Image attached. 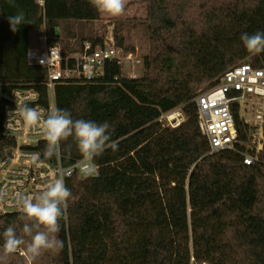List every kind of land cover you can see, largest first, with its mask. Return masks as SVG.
<instances>
[{
	"label": "trees",
	"instance_id": "1",
	"mask_svg": "<svg viewBox=\"0 0 264 264\" xmlns=\"http://www.w3.org/2000/svg\"><path fill=\"white\" fill-rule=\"evenodd\" d=\"M141 2L151 45L146 74L121 82L114 63L102 80L55 89L57 108L73 120L107 121L116 145L96 157L100 177L69 180L55 264H264V151L245 164L250 126L234 104L238 149L211 154L195 103L232 68L264 67V52L248 53L240 39L264 32V0ZM21 11L28 22L12 32L8 16ZM101 19L89 0H47L45 14L37 0H0V88L34 89L47 107V73L27 59L33 35L45 26L48 42L65 51L80 52L85 42L98 48L107 32L95 27ZM114 24L116 45L135 50L126 32L136 19ZM180 106L187 117L181 127L158 123ZM4 119L3 106L0 132ZM5 145L0 135V154ZM61 157L66 167L81 159L70 138ZM19 215L0 216V247L7 227L24 234Z\"/></svg>",
	"mask_w": 264,
	"mask_h": 264
},
{
	"label": "built area",
	"instance_id": "2",
	"mask_svg": "<svg viewBox=\"0 0 264 264\" xmlns=\"http://www.w3.org/2000/svg\"><path fill=\"white\" fill-rule=\"evenodd\" d=\"M47 0H37L45 14ZM41 47L32 48L27 56L28 62L44 69L47 73L46 85L49 89V105L40 104L41 96L34 89H17L10 93L0 88V109L5 107L3 132L6 145L0 154V216L20 214L16 205L18 195L38 196L43 187L55 178L60 170H66L65 184L75 176L84 178L100 177V167L95 163V172L85 175L83 167L77 162L66 167L62 157L46 159L42 145L45 143L39 129L43 127L47 113L56 107L55 89L59 85H78L96 82L105 78L106 68L111 64L123 67L126 61L132 62L133 69L141 64L132 53H127L112 40L103 46L93 48L85 42L80 52L65 51L60 43H49L46 27L39 29ZM137 73L117 77L121 82L138 79ZM27 102L41 112L37 131L25 129L18 116H12L21 101ZM195 103L199 109V127L208 140L211 154L237 151L238 129L235 123L233 105H238L240 119L250 126L249 147L245 154V164L254 165L260 161L264 151V67L256 68L244 63L232 68L213 89L201 94ZM184 106L163 114L158 123L163 127L177 129L186 122ZM255 133L256 140L252 141ZM252 145L254 148L252 149ZM31 154H39L40 161L33 162ZM68 218V208H67Z\"/></svg>",
	"mask_w": 264,
	"mask_h": 264
},
{
	"label": "clouds",
	"instance_id": "3",
	"mask_svg": "<svg viewBox=\"0 0 264 264\" xmlns=\"http://www.w3.org/2000/svg\"><path fill=\"white\" fill-rule=\"evenodd\" d=\"M89 3L102 17L117 18L124 12L126 0H89ZM27 22L22 11L8 16L12 32L18 31ZM240 39L248 53L264 52V32L251 35L243 33ZM11 115L18 116L25 129L37 131L41 112L27 102L22 100ZM38 131L45 140L43 155L46 159L59 158L62 142L70 138L81 156L77 166L83 167L85 175L95 172L94 161L104 152L106 146H116L114 142L110 143V124L107 121L96 123L84 119L73 120L69 111L60 108H53L47 113L43 127ZM31 160L39 162V154H31ZM67 174L66 170L58 171L55 178L35 198L17 196L21 229L29 239L19 236L16 227H7L2 233L3 251L0 253V264H7L8 257L18 249L24 250L26 264H35L45 252L58 251L63 246L57 233L60 231L61 220H67L68 200L72 196L65 184ZM3 196L4 193L0 191V198Z\"/></svg>",
	"mask_w": 264,
	"mask_h": 264
},
{
	"label": "rangeland",
	"instance_id": "4",
	"mask_svg": "<svg viewBox=\"0 0 264 264\" xmlns=\"http://www.w3.org/2000/svg\"><path fill=\"white\" fill-rule=\"evenodd\" d=\"M141 0H126L125 10L124 12L117 18H106L102 17V19L95 23V27L101 29L100 33H104L102 29L105 28L107 32H105L104 42L111 43L113 40L116 42L115 38V24L114 22L117 19L121 20L125 24L131 22V20L136 19V25H133V29L127 35V44L133 47L135 50L126 49L125 52L132 53L135 59L140 60L141 64L137 65L135 70L133 69L132 62L126 61L123 67L122 74L124 72L125 75H130L133 72L137 73L139 78H142L146 72L147 67L145 64V57L150 53V39H149V29L147 25H145V9L142 6ZM130 20V21H129ZM133 24V23H132ZM130 28V27H128ZM40 35H33V47L37 48L41 46L39 42ZM38 44V45H37ZM117 44V42H116ZM58 236V233H57ZM24 239H29L25 234L22 235ZM2 247H0V253H2ZM58 251H48L41 255L36 261L35 264H55L56 258L58 256ZM7 264H26V259L24 255V250L19 249L16 253L10 255L8 257Z\"/></svg>",
	"mask_w": 264,
	"mask_h": 264
},
{
	"label": "bare ground",
	"instance_id": "5",
	"mask_svg": "<svg viewBox=\"0 0 264 264\" xmlns=\"http://www.w3.org/2000/svg\"><path fill=\"white\" fill-rule=\"evenodd\" d=\"M256 140V135H255V133H253V135H252V141L254 142ZM254 148V145H252V149Z\"/></svg>",
	"mask_w": 264,
	"mask_h": 264
}]
</instances>
